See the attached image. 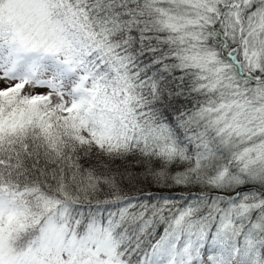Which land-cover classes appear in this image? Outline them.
<instances>
[{"label":"snow or ice","instance_id":"snow-or-ice-1","mask_svg":"<svg viewBox=\"0 0 264 264\" xmlns=\"http://www.w3.org/2000/svg\"><path fill=\"white\" fill-rule=\"evenodd\" d=\"M0 264H264V0H0Z\"/></svg>","mask_w":264,"mask_h":264}]
</instances>
